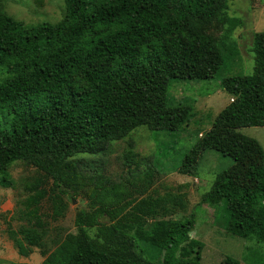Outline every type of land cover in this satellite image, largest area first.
I'll return each mask as SVG.
<instances>
[{
    "label": "trees",
    "instance_id": "16d2710c",
    "mask_svg": "<svg viewBox=\"0 0 264 264\" xmlns=\"http://www.w3.org/2000/svg\"><path fill=\"white\" fill-rule=\"evenodd\" d=\"M228 1L64 0L59 22L26 25L6 14L0 0V115L8 116L0 119V184L16 161L39 174L26 186L32 194L24 214L31 226L14 237L21 256L37 247L40 264H200L203 245L189 236L193 218L160 219L148 228L159 201L122 203L128 194L120 186L94 182L90 209L78 210L76 232L52 252L42 244L39 209L47 200L52 220L65 215L68 191L62 186L77 191L84 179L75 156L100 154L140 126L155 136L175 134L190 120L192 106L172 105L169 86L210 80L220 71L224 56L206 28L226 23L230 33L240 24L225 16ZM251 52L252 73L221 80L232 101L176 172L195 176L206 151L231 158L233 166L216 176L200 204L214 209L227 234L264 243V153L238 131L264 127V32L254 34ZM219 136L235 141L219 147ZM222 264L240 262L226 256Z\"/></svg>",
    "mask_w": 264,
    "mask_h": 264
},
{
    "label": "rangeland",
    "instance_id": "374dc122",
    "mask_svg": "<svg viewBox=\"0 0 264 264\" xmlns=\"http://www.w3.org/2000/svg\"><path fill=\"white\" fill-rule=\"evenodd\" d=\"M2 1L6 14L26 25L45 21L55 24L64 14V0ZM225 16L240 22L230 33H227L226 23H213L206 28V33L218 41L224 56V65L216 76L210 80L170 83V103L191 105L193 114L190 120L175 134L160 132L155 136L140 126L124 139L110 142L100 154L75 156L73 162L78 165L77 171L84 179H80L77 191L62 186L68 191L65 215L52 220L49 201L43 200L40 204L39 213L45 223L42 239L45 251H54L65 243L67 234L76 232L75 216L79 209H90L94 184L100 180L103 188L120 186L128 194L122 203L145 198L158 200L160 208L155 216L147 218L148 228L160 219L177 221L193 218L189 236L203 245L200 264H222L226 256L237 259L240 264H264V243L227 234L224 226L215 220L214 209L200 204L201 196L210 189L216 176L233 166L232 159L216 151H206L197 163L195 176L176 172L192 146L209 132L216 115L232 101V97L221 88V80L250 75L253 71V36L264 32V0H229ZM1 115L8 117L5 112ZM238 131L257 140L264 153V127ZM217 139V146L224 148L235 141L232 136H219ZM38 177L33 167L21 161L12 163L6 170V183L0 184V264H40L43 260L37 247H31L28 256H21L14 242V237L21 238L20 229L31 226L24 214V201L32 194L26 186ZM101 190L96 189L98 192ZM176 200H181L182 205L175 204ZM89 234L94 237L95 229H90ZM149 253L147 249L145 257L151 255Z\"/></svg>",
    "mask_w": 264,
    "mask_h": 264
},
{
    "label": "crops",
    "instance_id": "0c3cea01",
    "mask_svg": "<svg viewBox=\"0 0 264 264\" xmlns=\"http://www.w3.org/2000/svg\"><path fill=\"white\" fill-rule=\"evenodd\" d=\"M42 262V261H41Z\"/></svg>",
    "mask_w": 264,
    "mask_h": 264
}]
</instances>
